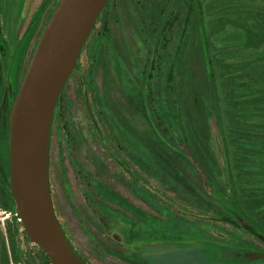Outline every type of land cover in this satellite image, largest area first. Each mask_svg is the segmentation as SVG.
I'll list each match as a JSON object with an SVG mask.
<instances>
[{"label":"rangeland","instance_id":"obj_1","mask_svg":"<svg viewBox=\"0 0 264 264\" xmlns=\"http://www.w3.org/2000/svg\"><path fill=\"white\" fill-rule=\"evenodd\" d=\"M151 2L154 5L149 6V11L145 8L141 14L142 10H138V21L132 10L126 13V3L122 9L117 8L119 12L111 9L110 31L103 38L99 54L91 59L89 46L85 49L82 71L90 68L91 94H98L97 106L107 109L109 120L107 115L103 116L104 125L112 138H121V146L116 142V147L125 160L132 162L133 156H137V160L139 153L142 160H147L148 155L144 151L139 152L125 139L131 137L141 140L155 135L152 126L138 111L131 94H128V78L140 88L143 84L141 72L146 68L148 57L153 58V54L149 53L146 33L141 29L153 22L157 25L152 31L161 33L151 78L153 95L157 100L159 81L165 78L161 76L166 66L167 50L174 44L177 33L184 28L182 57L173 71V101L188 119L187 122H192L196 128L199 116L191 89L198 81L208 80L210 74L216 76V104H221L217 127L214 124L215 138L218 139L215 145L218 171L221 169L223 178L227 177L226 145L233 155L239 199L248 211L247 219L264 235V210L255 211L252 207H256V202L243 193L242 188L250 186L251 190L264 191V0L176 2L167 24L168 12L158 16L157 2ZM15 4H19V1ZM18 8V5L13 7V17L15 12L16 15L19 12ZM188 12V20L183 26L180 19L187 16ZM227 20H234L244 28L254 30L261 35L262 43L254 49L247 48L236 39L240 31L232 24L220 31L219 25ZM7 25L9 21L0 17V26H4L3 35H6ZM97 32L92 36L90 45H93ZM40 36L41 31L35 34L29 52ZM31 54L28 55V63ZM206 54L211 64L206 61ZM119 56L122 58V70L118 65ZM80 84L79 79H70L61 96L62 101L57 109L60 124L55 121L53 127L50 179L57 217L68 234L70 232L75 238L74 246L89 263L131 264L105 253V260L97 256L99 254H93L87 241L89 232L99 241L96 245L101 251L100 255L106 250L104 244L122 249L129 246L139 264H230L234 261L229 258L233 250L227 243L232 246L237 244L247 251L262 247L261 243L244 231L235 232L228 225L203 219L210 216L211 212L202 209V204L192 199L189 191L193 195L199 190L206 198L210 197V191L206 187L202 189L193 177L192 169L168 149L169 156H166L173 160L181 172L178 181L186 184L183 189L187 193L164 188L148 175V186L151 185L152 189H148L151 201L137 196L142 185L136 183L132 189L130 176L97 141L96 128L79 95ZM69 102L73 103L72 107ZM70 120L82 130L83 140L80 141L76 136ZM119 127H123L124 132L121 133L122 128L120 130ZM188 132L191 133L190 128ZM6 134L7 131L3 132V135ZM97 180L133 208L124 209L100 199L94 186ZM5 201L0 196V233L3 234H6L8 224L13 223V214L5 209ZM102 204L114 212L109 213L108 209L105 212ZM196 207L201 211L196 212ZM128 230L136 238L132 242L124 237ZM117 232L123 235L124 244L116 240ZM22 246L28 253L38 252L26 238L22 239Z\"/></svg>","mask_w":264,"mask_h":264},{"label":"trees","instance_id":"obj_2","mask_svg":"<svg viewBox=\"0 0 264 264\" xmlns=\"http://www.w3.org/2000/svg\"><path fill=\"white\" fill-rule=\"evenodd\" d=\"M176 2L190 3V0H173V4H175ZM188 15L189 12L187 16L184 15L183 19H180L183 26L184 23H186L188 20ZM230 24H232V26L240 31V33L236 35V39H238V41L240 42H243L247 48L254 49L262 43L260 34L256 33L250 28H244L241 23H238L234 20H227L226 22H223L221 25H219V30H225ZM160 34L161 33L158 34V32H146L148 42L159 43L158 40ZM176 36L177 37L174 44H171V46L167 50L168 55L165 60L166 62L164 65L166 66L163 73L165 78L164 80L159 81V95L157 96V100L153 95L154 88L151 83V78L154 71V62L156 60L158 47L148 48L149 53L153 54V58L148 57L146 68L143 72H141L143 84L140 88L136 86L135 82L132 81L130 77H127L129 80V83L127 82L129 84L128 94H131V98H133L136 106L139 108L138 111H141V114L143 115L142 117L145 118L147 123L152 126L153 134H155L154 137H147L144 139L141 138L140 140V151H144L145 155L148 156L146 157L147 160H142L140 158L139 161L140 171L142 172L140 178L142 187H140V190H138L139 194L143 199L150 200L147 188L148 181L147 178L144 177L143 173L147 177L148 175L152 177L156 175L155 177L160 178L161 180L163 179V184L170 186L174 191H183L182 187H184V184L178 181V177H180L181 172L178 170V167L173 162V160L170 157L166 156V154L168 155V149V151L177 159H181L187 167H190L191 169H194L196 171V166H199L200 169L203 170L206 179L205 186L208 191H210V197H205L204 200L205 210L211 212L209 218L214 219V221L221 224L232 223L229 212L231 208H234L237 214V218H247L248 211L243 207V204L239 199L240 194L235 177V168L233 166V155L230 149L226 147V145L225 167L227 171V177L223 178L222 172L220 171L221 169L218 171L219 161L215 157V145L216 142H218V139L215 138L214 129L218 124L221 104H219V102H217L216 104V76L214 74H210V78H208V80L205 79L198 81L197 84L191 89L199 116L196 128L193 127V125L191 124L192 122H187L188 119H186L182 115L173 101L172 83L175 81L173 71L174 66L177 62L180 63L182 57L181 46L184 38V28L180 33H177ZM155 37H157L158 39L155 40ZM206 61H208L210 64L212 63L207 54ZM163 75L161 77H163ZM91 88V84L88 85V82H86V84H84V86L80 88L79 94L80 98L84 102L87 113L96 128L97 141L107 150V152L117 163L125 166L127 170H130V167H128L127 163L122 159L121 153L116 147V142L119 146H121V138H112L110 132L107 131L103 122V116L107 115V118L109 120L107 109L105 107L99 108L97 106V97H99V95L96 94L92 96ZM61 101L62 98L60 102ZM69 105L70 107H72L73 103L69 102ZM58 117L59 115L57 111L52 123L50 151L53 138L54 123L55 121H57V124H60V120H57ZM70 123L74 127V131L78 139L80 141L83 140L84 134L82 130L78 126H76V124L74 125V122L72 120H70ZM214 124L216 125V127H214ZM119 128L120 130L122 128V130L120 131L121 133L124 132L123 127ZM189 128L191 129L190 134L188 132ZM129 138L132 139L131 137ZM96 161H99V157ZM193 162L195 166L193 165ZM154 171H156V173H154ZM132 179L129 183L131 188H133L134 186ZM102 183L103 182H100L98 180L94 182L95 190L97 191L96 193L100 197V199L118 205L124 209L131 210L133 208L125 199L119 198L116 194L110 191L106 185ZM242 188L244 189L243 193L247 194L253 199V201L256 202V207L252 208L257 212L263 211L264 191L257 192L251 190L250 186ZM7 195L9 196L5 201V209L12 212V222L14 223V225L13 223L8 224L6 234L0 233V264H52L45 251L36 243H33L28 237L23 223L19 220L17 205L14 201L13 195L12 193ZM194 199L197 200L196 196L194 197ZM101 207H103L105 212L107 211V209L109 210V213L114 212L106 205L102 204ZM61 225L74 249L86 262L89 263V261L81 255L82 253L74 246L73 242L75 238L72 236V234H70V232L68 234L67 229L62 223ZM236 226L238 228H242L238 223H236ZM129 230L124 237L129 242H132L136 238L133 237L132 232L131 234L129 233ZM115 236L116 240L119 241V243H123V235L117 232ZM23 238H26V240L31 242L38 249V252L28 253L22 246ZM87 241L93 250L92 253L99 254L97 256H99L101 259L103 258L105 260V253L109 257L120 258L130 262L131 264H139L134 257L135 253L132 252L129 246H125L126 249H122L104 244L106 250L102 251L103 255H100L101 251L98 249V245H96V242H99L97 237L89 232Z\"/></svg>","mask_w":264,"mask_h":264},{"label":"water","instance_id":"obj_3","mask_svg":"<svg viewBox=\"0 0 264 264\" xmlns=\"http://www.w3.org/2000/svg\"><path fill=\"white\" fill-rule=\"evenodd\" d=\"M109 0H61L38 43L10 114L11 190L19 220L52 264H89L55 211L50 179L52 123L60 96ZM31 0L25 8L27 14ZM244 227L260 237L251 225ZM252 259L264 254L251 253Z\"/></svg>","mask_w":264,"mask_h":264},{"label":"flooded vegetation","instance_id":"obj_4","mask_svg":"<svg viewBox=\"0 0 264 264\" xmlns=\"http://www.w3.org/2000/svg\"><path fill=\"white\" fill-rule=\"evenodd\" d=\"M18 1H19V4L17 5L19 7L18 8L19 12L17 13V15L15 12V15L13 17L12 16L13 11H14L13 7H17L15 3ZM60 1L61 0H31L27 14H25V8H26V4L28 0H0V17H3L6 21H9V25H7L6 35L2 34L4 26H0V56H1V63H0V196H3L5 200H7V197L9 196L7 194L12 193V190H11V161H10V114H11V107H12V99H13V96L17 95L22 85V82L24 80V77L27 73L28 67L31 62L30 60L32 59L34 52L38 46V43L50 21V18L52 14L54 13ZM151 1L152 0H144V1L142 0H109L107 2V4L105 5L102 13L100 14L92 32L90 33L82 49V52L80 54L79 61H78V66L73 71L70 77V79L72 78L79 79L81 83L79 87V93H80V88L83 87L84 84H86V82H88V85L89 84L92 85L90 68H88L84 72L82 71V60H83L85 49L87 48V46H89L90 48L89 57L91 59H95L97 55L99 54L100 45L103 41V38L108 33V31H110L109 18L111 15L110 14L111 9L115 10L117 8L119 9L120 7L122 9L126 3V9H127L126 13L132 10V13L133 12L135 13V16L138 21V17H137L138 10H142V12L140 11V13L143 14V11L145 10V8L148 9L150 5H154V2H151ZM155 1L157 2L156 7L159 12L157 13L158 16L160 15L161 17L165 12H168L169 15L167 16V19H168L166 22L167 24L171 16V11L173 8V0H164V2L163 0H155ZM130 6H131V9H130ZM22 14H24V16ZM152 25L150 24V25H146L145 28H142V27L140 28H142L141 30L145 33L146 32L154 33L156 31L154 30L152 31V29L153 27H156L157 24H153L152 22ZM40 31H41L40 39L36 41L34 48L29 52V50L31 49L30 46L32 44L35 34H37ZM95 31H98L96 34L95 41L93 45H90V41ZM158 46H159V43L157 42L156 43L149 42L148 44V48L158 47ZM10 51H12L11 52L12 54H10ZM29 53H32V54H31V57L28 63ZM118 65H119V68L122 70L121 68L122 58H120V56H119ZM61 96L57 104L56 111L58 107L60 106L59 103H61L60 102ZM6 131L8 132V134L3 135V132L6 133ZM125 139L128 142L127 144H131L133 148L138 149V151L140 152V140L139 139L137 138H132V139L125 138ZM132 158H133V161L130 162V161L125 160L122 157V159L127 163L128 167H130V170H127L125 166L119 163L118 164L124 169V172L128 174L131 179L133 177L132 179L133 185H135L136 183L141 184L140 178H141L142 172L140 171V167H139L140 153H139L137 160H136L137 156L135 157L133 156ZM193 165H194V162H193ZM196 169H197L196 171L192 169L193 177L197 180V182L200 184L202 189H205L206 187L205 186V174L203 170L200 169L199 166L198 167L196 166ZM154 173H156V171H154ZM143 175L146 176L144 173ZM155 176H153V178L159 181L160 184L164 186V188H169L173 190L170 186L163 184L164 183V181L162 182L163 179L161 180L160 178H157ZM145 178H147V181H148V177L146 176ZM130 182L131 181H129V183ZM183 184H184V188H186V184L185 183ZM147 188L152 191L151 185L148 186ZM182 193H187V192L183 189ZM136 195L139 196L140 194L138 193ZM189 195L191 196L192 199H194V197L196 196L197 201L202 204L201 208L202 209L204 208L205 196L203 192L198 190L196 191L195 194H193L194 195L193 196L192 193L189 191ZM186 198H188V196ZM152 206H153V209H155L153 204ZM190 206H193V205H190ZM134 209L137 210L136 207H134ZM198 211L200 212L201 209L199 207H196V212ZM229 212H230V219L232 223H228L224 225L230 226L231 228L234 229L235 232L244 231L249 236H251L252 239L262 244V247L257 245L258 247L254 251H247L245 249H241L237 244L232 246V244L227 243L226 245H228L229 248L233 250V253L231 251V254L229 257L234 260L233 263L231 262V264H264V258L263 259H252L248 256L251 253L264 254V242H263L264 235H262L247 218H241V217L237 218V214L234 208H231ZM209 217L210 216L208 217L205 216L203 217V219L207 221H214V219H211ZM244 222L254 227V229H256V231L259 233L260 237L251 234L244 227ZM236 223H238L242 228H238L236 226ZM217 224H221V223L218 222ZM224 252H225V249H224Z\"/></svg>","mask_w":264,"mask_h":264}]
</instances>
